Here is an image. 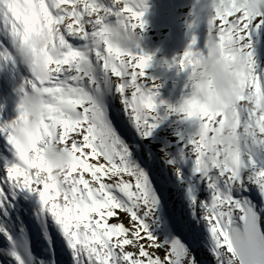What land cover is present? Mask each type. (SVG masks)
Masks as SVG:
<instances>
[{
    "label": "snow or ice",
    "instance_id": "snow-or-ice-1",
    "mask_svg": "<svg viewBox=\"0 0 264 264\" xmlns=\"http://www.w3.org/2000/svg\"><path fill=\"white\" fill-rule=\"evenodd\" d=\"M217 2L203 50L193 35L164 64L179 75L212 49L240 64L237 99L259 104L234 113L228 154L210 93L161 98L153 56L108 39L121 20L139 33L147 0H0V69L18 98L12 117L0 104V264H264V0Z\"/></svg>",
    "mask_w": 264,
    "mask_h": 264
},
{
    "label": "clouds",
    "instance_id": "clouds-1",
    "mask_svg": "<svg viewBox=\"0 0 264 264\" xmlns=\"http://www.w3.org/2000/svg\"><path fill=\"white\" fill-rule=\"evenodd\" d=\"M227 6L217 2V0H193L188 15L191 20L188 22L192 27L197 26L202 19L210 18L215 9ZM108 39L114 47L121 49H130L140 41V33L133 31L131 28L126 29L124 22L118 21L112 24L108 33ZM50 37L47 32H36L30 36L29 44L37 48H43L49 43ZM58 51V50H57ZM16 54L21 65L28 68L35 77L46 76V70L43 58L37 56L35 68L30 67V58L20 52L19 46L16 47ZM241 72V66L235 61H225L221 58L219 51L212 49L202 54L195 66L188 69L184 75L181 88L187 84L201 96L210 93L214 98L212 106H219L224 112L222 130L216 134V142L224 154L234 152L240 148L237 139V133L233 126V115L237 110L247 112L253 110L259 104L258 95L254 97L249 94L241 102L236 96V82ZM35 103H40V97L36 93L30 94L29 97ZM38 110H30L29 119L35 122L39 119ZM47 160L53 164L66 163L58 153H48Z\"/></svg>",
    "mask_w": 264,
    "mask_h": 264
},
{
    "label": "bare ground",
    "instance_id": "bare-ground-1",
    "mask_svg": "<svg viewBox=\"0 0 264 264\" xmlns=\"http://www.w3.org/2000/svg\"><path fill=\"white\" fill-rule=\"evenodd\" d=\"M191 1V0H189ZM184 6V0H147V11L144 13L143 21L144 27L142 30L138 29L141 39L139 41L140 48L145 52H152L155 49L160 48L165 44L164 52L168 56L174 55L177 59L180 56V49L184 42L189 45L192 36H196L195 48L203 50L204 44V32H206V22L200 21V23L193 27L191 30L186 26L182 29V24L191 20L188 15L189 10H183V16L175 18V14L182 12ZM164 19L166 26V35L162 36L160 32V20ZM133 22L138 23L137 20ZM203 38V39H201ZM199 42V43H198ZM18 73L22 70H17ZM146 74L158 78L162 87L159 89L161 98L169 99V97L179 96V90L181 88L185 73L181 72L176 74V68L168 69L166 66L160 65L158 61L152 60L151 67L147 68ZM0 72L4 73L8 81L7 87H4V82L0 85V104L5 106V114L10 117L7 109V99L12 91V84L8 78V74L12 72L10 66H5L0 69ZM173 78L176 81L173 82ZM19 82V80H18ZM17 82V83H18Z\"/></svg>",
    "mask_w": 264,
    "mask_h": 264
},
{
    "label": "rangeland",
    "instance_id": "rangeland-1",
    "mask_svg": "<svg viewBox=\"0 0 264 264\" xmlns=\"http://www.w3.org/2000/svg\"><path fill=\"white\" fill-rule=\"evenodd\" d=\"M192 2H193V0H191V1L184 0V6H183V9H182V12L179 13V14H175V18H179L180 16H183V10L184 9L190 10ZM201 21L206 22V20H204V19H202ZM188 22L189 21H187L186 23L182 24V29H184L187 26ZM206 31H207V29H206ZM160 32H161L162 36L166 35V26H165V23H164V19L160 20ZM204 35H206V32H204ZM201 39H203V38H201ZM187 46H188L187 43L184 42V44L182 45V48L180 49V54L181 55H183V52L185 51ZM164 48H165V44H163L160 48L153 50L152 52H148L147 54L152 55L153 56L152 60H154L155 62L158 61L160 65L166 66L164 64V61H167V62L170 63L172 61V58L174 57V55H172V56L166 55L165 52H164ZM260 59H261V63L264 64V48H262L261 51H260ZM176 95L177 94H175L174 96L169 97V98L175 100L177 98Z\"/></svg>",
    "mask_w": 264,
    "mask_h": 264
}]
</instances>
